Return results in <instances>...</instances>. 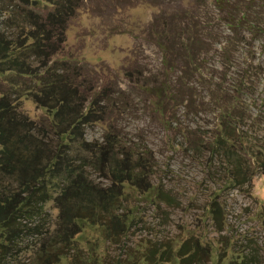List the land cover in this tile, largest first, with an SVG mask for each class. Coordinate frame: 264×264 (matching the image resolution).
Segmentation results:
<instances>
[{"label": "rangeland", "instance_id": "obj_1", "mask_svg": "<svg viewBox=\"0 0 264 264\" xmlns=\"http://www.w3.org/2000/svg\"><path fill=\"white\" fill-rule=\"evenodd\" d=\"M76 1L57 56L82 61L112 78L109 89L119 83L126 91L121 145L139 152L144 171L139 183L124 185L112 222L79 221L75 242L55 264H264V31L233 25L234 12L228 25L217 8L225 4L214 0ZM193 10L197 17L188 19ZM262 10L251 4L249 14ZM260 18L264 24V10ZM168 23L199 33V69L207 76L187 72L195 102L166 116L151 104L144 109L150 95L126 85L122 67L154 71L162 57L154 38ZM20 100L30 118L46 114L28 95ZM105 128L88 125L86 138L101 142ZM45 210L49 233L57 210L50 203ZM36 243L23 236L0 253V264H26Z\"/></svg>", "mask_w": 264, "mask_h": 264}, {"label": "trees", "instance_id": "obj_2", "mask_svg": "<svg viewBox=\"0 0 264 264\" xmlns=\"http://www.w3.org/2000/svg\"><path fill=\"white\" fill-rule=\"evenodd\" d=\"M214 1L225 4L217 8L228 25L233 19L229 14L234 12L233 25L264 31L260 18L264 0ZM76 2L0 0V253L23 236H35L37 249L26 264L58 262L75 242L80 220L112 222L124 185L143 179L142 157L121 145L123 137L117 127L129 113L126 91L119 83H115L117 89H109L112 78L82 61L57 56L64 48ZM251 4L252 8L263 6L261 14H249ZM194 11L188 12V19L197 17ZM168 24L169 31H158L154 38L162 52L154 71L143 65L122 67L126 85L150 95L144 109L151 104L155 112L166 116L174 108L195 102L196 87L187 72L207 76L199 69V33L185 30L184 25L172 31V23ZM176 60L184 64L180 69ZM208 93L212 99L213 92ZM22 94L45 108L46 114L37 119L27 116L21 107ZM97 122L106 123L101 142L86 138L85 128ZM92 174L106 183L95 182ZM47 203L57 210L55 227L49 233ZM179 255L183 260L190 258L184 251Z\"/></svg>", "mask_w": 264, "mask_h": 264}]
</instances>
